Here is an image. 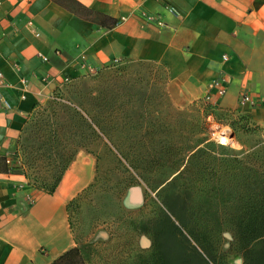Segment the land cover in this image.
I'll use <instances>...</instances> for the list:
<instances>
[{
	"label": "crops",
	"instance_id": "obj_1",
	"mask_svg": "<svg viewBox=\"0 0 264 264\" xmlns=\"http://www.w3.org/2000/svg\"><path fill=\"white\" fill-rule=\"evenodd\" d=\"M118 61L163 66L181 108L222 74L216 108L264 128V0H0V159L14 163L38 105ZM245 88L252 103L239 104ZM94 176L95 160L82 152L52 194L0 168V264H51L76 246L66 206Z\"/></svg>",
	"mask_w": 264,
	"mask_h": 264
},
{
	"label": "rangeland",
	"instance_id": "obj_2",
	"mask_svg": "<svg viewBox=\"0 0 264 264\" xmlns=\"http://www.w3.org/2000/svg\"><path fill=\"white\" fill-rule=\"evenodd\" d=\"M166 81V69L156 63L113 62L68 81L54 98L36 107L22 129L13 161L23 163L38 186L51 181L56 172L52 166L63 162L54 156L55 148L67 156L82 147L79 152L95 160L93 182L68 208L72 237L87 264H159L151 221L162 212L171 215L162 200L177 194L198 226L214 236L217 263L242 264V257L230 249L233 238L224 220L244 206L234 193L237 183L223 174L255 170L251 152L264 146V128L248 123L244 114L220 111L202 100L178 107ZM195 147L214 156L207 157V165L224 178L171 184L176 168ZM44 150L52 156L40 158L35 168L24 162L29 152L38 156ZM125 196L133 202L123 205ZM180 228L206 257L188 229ZM206 261L213 264L210 258Z\"/></svg>",
	"mask_w": 264,
	"mask_h": 264
},
{
	"label": "trees",
	"instance_id": "obj_3",
	"mask_svg": "<svg viewBox=\"0 0 264 264\" xmlns=\"http://www.w3.org/2000/svg\"><path fill=\"white\" fill-rule=\"evenodd\" d=\"M87 127L92 129L91 126ZM206 140L202 139V142ZM81 148L73 149L67 156H64L66 153L63 154L59 150L55 152L57 150L55 148L54 156L59 159L63 158V162L52 166V170H56L52 175V180L43 182L41 186H38L33 179H29L23 163L20 165L18 162H14L9 166L6 158H1L0 168L2 171L23 174L29 184L42 192L52 194L60 183L65 170ZM190 152L186 162L176 168L178 173L171 179V184L181 179L208 182L214 178L217 180L224 177L236 182L234 193H238L244 209L230 213L229 217L224 220V223L230 228L233 238L230 249L242 257V264H264V146L256 147L252 150L251 157L249 155L254 159L252 164L255 167L251 174L245 172L235 174L229 170L223 174L224 177L211 165H207V162H211L207 157L214 158V156H211V153H208L206 149L195 147ZM15 156L17 158V155ZM44 156L49 158L52 154H49L47 150L38 156L29 152V157L27 158L26 155L24 162L31 168H35L36 161L41 160L40 158ZM236 161V163L242 164V161ZM238 177L243 181H238ZM79 196L80 194L77 197ZM245 197L246 200H244ZM76 198L67 204V211ZM162 202L174 219L171 218V215L162 212L160 217L151 221L152 241L157 249L159 264H209L206 258H210L213 264H218L213 254V242H211L214 236L211 239L210 234L198 226V220L187 211L186 203L180 200L179 195L164 196ZM180 227L188 229V233L194 237L196 242L200 243L206 257L202 256V253L197 251L194 245H191L190 240ZM140 229L143 232L146 231L145 227ZM184 244H186L185 247H183ZM51 264H87V261L80 247L76 245L59 255Z\"/></svg>",
	"mask_w": 264,
	"mask_h": 264
},
{
	"label": "built area",
	"instance_id": "obj_4",
	"mask_svg": "<svg viewBox=\"0 0 264 264\" xmlns=\"http://www.w3.org/2000/svg\"><path fill=\"white\" fill-rule=\"evenodd\" d=\"M223 59L224 60L226 59L225 55L223 56ZM0 76H1V73H0ZM224 82H225V78L224 76H222V74L212 79L207 85L206 94L204 98L202 99V101L213 105L214 98L221 97L226 93V86ZM251 97L252 96L248 92L247 88H245L240 91L237 101L239 104L249 103V102L252 103ZM6 162L7 164L9 163L11 164V159L6 158Z\"/></svg>",
	"mask_w": 264,
	"mask_h": 264
},
{
	"label": "bare ground",
	"instance_id": "obj_5",
	"mask_svg": "<svg viewBox=\"0 0 264 264\" xmlns=\"http://www.w3.org/2000/svg\"><path fill=\"white\" fill-rule=\"evenodd\" d=\"M222 141H225V138H223Z\"/></svg>",
	"mask_w": 264,
	"mask_h": 264
}]
</instances>
